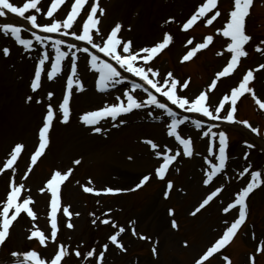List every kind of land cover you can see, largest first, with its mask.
I'll return each instance as SVG.
<instances>
[{"label":"rangeland","instance_id":"374dc122","mask_svg":"<svg viewBox=\"0 0 264 264\" xmlns=\"http://www.w3.org/2000/svg\"><path fill=\"white\" fill-rule=\"evenodd\" d=\"M13 2L19 5L22 0ZM200 2L201 0H100L101 6L106 9L100 24L101 31L106 34L116 22H120L123 27L119 35L131 40L135 48L153 45L162 39L165 32L172 34L173 42L152 61V64L160 70L161 75L171 71L181 81L189 79V86L182 94L191 97L206 89L228 58L227 55L216 54L225 46V38L217 34L216 29L221 28L226 21L232 0H219L221 16L212 25L206 26L197 21L189 30L181 31L180 25ZM47 3L48 0H42V4ZM65 14L66 8L61 6L56 15L57 18H63ZM8 16L9 19L0 18V23L19 21L28 27L21 18L13 14ZM170 17L174 20L165 23ZM43 22L47 23L48 20L44 19ZM246 33L252 37L246 46L249 55L241 59L238 68L229 77L218 81L216 89L211 93L213 102L227 93L231 87L236 86L243 73L264 63V53H257L254 50V46L264 40V0H253L250 14L246 18ZM209 34L214 36L213 43L200 50L189 61L181 63V57L186 51L185 40L191 37L194 43L202 42ZM24 38H31L30 33L24 31ZM53 38L65 39L70 43H77L80 47L90 48V45L75 41L71 36L53 34ZM3 47H9L11 51L7 57L0 53V161L6 159V154L15 143L25 145L17 161L16 180L23 182L29 190L27 194L34 198L35 203L31 206L37 218L32 221L21 214L18 222H14L10 235L5 243L0 245V264H17V260L22 259L12 256V252L36 250L43 257L54 254L55 243L50 242L43 248L36 239L29 240L27 237L33 224L48 234L49 196L46 193H39L38 189L45 184L54 170H66L69 167L73 168V172L61 186L62 203L70 205L71 210L78 211L80 216L72 217L75 228L70 230L63 226L65 218L58 214L60 224L58 241L72 247L78 246L82 253L89 246L99 247L100 244L107 242V236L113 229L105 225L99 227L92 225L93 217L89 213L100 215L102 211L112 208L113 211L109 215L126 228L121 239L127 252L119 253L110 246L107 264H194V260L202 251L219 236L224 227V220L232 219L221 209L231 201L234 193L249 178L247 174L245 177H238L239 172L248 163H251L253 170H264V112L258 108L252 97L246 94L249 99L245 96L238 102V119L248 120L261 134L251 133L243 126L236 128L224 122H217L220 130L227 132L230 144V148L227 149L229 157L227 167L223 178L217 180V184H223L224 188L210 205L196 215L190 213L209 191V186H204L201 181L203 168L207 167L202 160V156L206 155L207 139L201 138L199 132L191 130L189 124L181 127V132L185 136H191L195 150L201 155L178 158L176 167H179L180 171L170 170L167 177L174 181V190L169 198L163 197L165 185L157 179L150 180L142 188L134 191L97 197L82 191L81 185L87 184L89 178L93 182L91 186L97 189L108 186L133 188L143 174L153 169L157 160L143 141L150 138L157 143L173 147L175 142L173 138L167 137L164 127L165 123L170 121L163 118L157 121L153 118L160 115L161 110L160 114L149 110L153 114L151 117L147 115L149 111L142 110L123 116L126 123L119 127H113L115 122L111 120H101L98 126H102L105 133L91 132L89 127L81 123L80 116L85 111L95 110L110 103H106V97L97 102L95 99L84 97V92L96 91L97 74L87 63L86 54L78 53L77 74L85 90L73 92L69 122L66 124L54 122L50 132L49 148L38 160L37 165L33 166L27 179L21 181V176L30 163V154L38 143V128L45 112L44 96L48 91H52L53 102L59 100L62 97V93L59 92L65 84V79L63 73L53 81L42 77V88L37 93H32L29 85L33 77L34 64L37 62V49L40 46L34 42L33 50L28 52L16 44L14 39L0 33V49ZM47 50L54 56V50L50 47ZM90 50L96 51L91 48ZM99 54L103 56L102 53ZM103 59L109 58L103 56ZM254 77L250 86L254 88L259 98L264 99V69L255 71ZM28 95H32L34 100L40 98L42 103L36 104L34 100L26 102ZM205 121H208L205 125L207 128L211 121ZM245 141L253 144L254 148L247 149ZM245 151L249 153L247 161L242 155ZM129 156L132 157L131 160L128 159ZM75 159H80L81 163L73 165L72 161ZM8 178L7 174H0V199L6 196ZM247 203L246 223L237 234L234 244L222 253L229 257L231 264H249L250 255L255 257V264H264V252L255 251L257 244L264 241V186L254 190ZM169 208L174 209L173 216L168 215ZM172 219L176 220L177 229L171 227ZM130 221H135L138 233L152 237V241L135 239L136 237L127 230ZM153 241H158L156 257L152 256L150 250ZM185 241L187 246L184 244ZM67 264H82V258L69 257ZM210 264H223L222 258L216 256Z\"/></svg>","mask_w":264,"mask_h":264},{"label":"snow or ice","instance_id":"6c2138e0","mask_svg":"<svg viewBox=\"0 0 264 264\" xmlns=\"http://www.w3.org/2000/svg\"><path fill=\"white\" fill-rule=\"evenodd\" d=\"M219 0H201L199 5L194 9L192 14L180 25L181 31H187L192 28L197 21H201L206 26L212 25L221 11L218 8ZM253 0H232V7L227 14V19L221 28L216 29V33L225 38V46L216 54L227 55L226 63L221 70L217 71L211 79L206 89L200 90L194 96L182 94L184 89L189 86V79L179 80L171 71L161 75L160 70L152 64V61L165 50L174 40L172 34L165 32L162 39L151 46L133 47L131 40H126L119 35L122 30V24L116 22L108 33L101 31V20L105 15L106 9L101 6L100 0H48L47 5L42 4V0H22L21 4H16L13 0H0V18L13 14L26 22L28 27L25 29L23 23L2 22L0 23V33L14 39L15 43L22 46L28 52H31L35 45H39L37 49V62L34 64L33 77L30 81V89L32 93H37L42 88V77L48 81L63 73L65 84L62 97L53 102L54 92L48 91L44 96L45 112L42 115L41 126L38 128V143L30 154V163L27 165L26 171L21 176V181L27 179L28 174L32 171L33 166L37 165L38 160L43 157L50 145V132L54 126V122L68 123L70 119V100L73 92H83L85 90L82 80L77 74L78 53L86 54L87 63L95 74L96 88L98 91H106L109 88H115L123 85L129 80L127 74L139 78L131 81L130 87H124L121 95L116 96L117 102L105 104L103 107L85 111L80 116L81 123L90 128L93 133H105V129L100 125L101 120H111L113 127H119L126 123L123 116L132 113L134 110L154 108L162 110L160 115L153 117L159 121L163 117L170 118V122H166L167 137L174 140V146L169 147L167 144H160L153 139H145L143 143L149 147L151 153L157 160L156 165L147 174H143L133 188L103 187L95 188L91 186L92 180L89 178L87 184L81 185L82 191L87 194H93L97 197L101 195H118L124 192L134 191L142 188L152 179L164 182V191L162 193L165 199L169 198L170 193L174 190V181L168 179L170 170L179 172L176 167L178 158H192L200 156L194 148V141L191 136H185L181 132V126L189 121L187 116L181 117L180 113L164 102L160 97L166 99L171 105L185 112L199 113L202 117L208 118L210 121L224 122L229 125H241L250 130L251 133L260 135L257 127L253 126L246 119H238V102L243 97L250 95L255 101L258 108L264 112V99L256 95L251 82L254 80V72L264 69V63L259 64L255 69H249L242 74L236 86L229 89L227 93L222 94L215 102L211 100V93L216 89L218 81L222 78L229 77L237 68L242 58H246L249 53L247 47L252 40L251 35L246 33V18L250 14V8ZM65 6L66 14L63 18H57V11ZM79 17V19H78ZM48 22L44 23L43 20ZM174 20L169 18L165 23ZM24 31L30 33L31 38H24ZM44 33L46 35H41ZM50 34H59L67 37L71 36L75 41L85 42L89 47H80L77 43H70L65 39H54ZM214 36L206 35L202 42H193V38L189 37L185 40V53L181 57V63L189 61L197 55L200 50L206 49L213 43ZM264 40L254 46L257 53H264ZM50 47L54 50V56L47 49ZM65 48L67 50H65ZM10 48L3 47L0 53L7 57L10 55ZM98 53H102V59ZM111 61V62H110ZM66 62V63H65ZM140 90L146 97L138 98L136 91ZM154 90V92H153ZM156 94H159L157 96ZM123 97V99L121 98ZM34 97L28 95L26 102H32ZM36 104H41L40 98L34 100ZM152 116V112L147 113ZM194 128L199 131L201 138H207L208 147L206 155L202 156L203 164L207 167L203 168L201 181L204 186H209V191L198 205L192 210L190 215H196L206 206L213 202L223 191L224 185L217 184V180L223 178L224 170L228 162V142L229 137L226 131L220 130L219 124H209L205 128L207 121L204 119H196L191 121ZM217 129V130H213ZM247 149L254 148V145L244 142ZM23 143H15L10 151L6 154V159L0 161V174L8 175V185L6 196L0 199V245H3L6 238L10 235V229L14 222H18L21 214L35 221L36 212L31 205L35 201L31 195H28L23 182H17L16 171L17 161L24 150ZM243 159L248 160L249 153L245 151ZM132 159L131 156L128 157ZM73 165H79L80 159L72 161ZM203 167V166H202ZM73 172V168L66 170H54L41 186L38 191L41 194L49 196V232L46 233L39 228L33 227L29 229L28 239H36L39 245L46 248L48 243H55L54 254L49 257H43L36 250H27L23 253L12 252L14 257H22L17 260V264H67L69 257L82 258V264H107V254L110 246L119 253H126L127 248L123 240L122 234L125 233V226L119 225L112 216L109 215L113 211L108 208L96 215L94 212L89 213L93 219L91 224L99 227L100 225L109 226L113 231L107 236V242L102 243L99 247L89 246L83 253L79 247L58 241V233L60 232V224L58 223V214L65 219L63 226L67 229H74L75 224L72 217H79L78 211H72L70 205L62 203L61 186L69 179ZM249 177L246 183L234 193L231 201L222 207V212L229 214L231 220H224V227L221 233L205 250L194 260V264H210V260L216 256L222 258L223 264H231V260L227 255L222 253L228 245L236 237L238 231L246 223L248 215L247 200L251 193L257 188L264 186V170L252 169L251 163L243 167L238 177ZM99 203V200H97ZM168 215H174V209H168ZM171 227L178 228L175 219L171 220ZM133 237L140 240L152 241V237L138 233L135 229V221L129 222L127 229ZM253 239L255 235L253 234ZM187 246V241L184 242ZM158 241H153L151 245V253L153 257L158 255ZM257 253L264 252V241H260L255 249ZM249 264H255V257L249 256Z\"/></svg>","mask_w":264,"mask_h":264},{"label":"bare ground","instance_id":"6f19581e","mask_svg":"<svg viewBox=\"0 0 264 264\" xmlns=\"http://www.w3.org/2000/svg\"><path fill=\"white\" fill-rule=\"evenodd\" d=\"M112 95H110L108 98H107V100H110V97H111ZM85 98H89V99H95V102H97L98 100H100V98H101V96H99L98 94H96V93H87V95L85 96ZM234 242H235V239H234V241L231 243L232 245L234 244Z\"/></svg>","mask_w":264,"mask_h":264}]
</instances>
